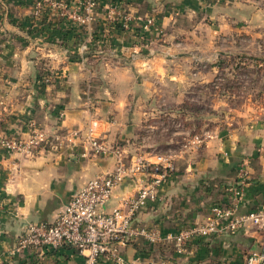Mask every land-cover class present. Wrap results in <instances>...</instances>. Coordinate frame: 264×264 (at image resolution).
<instances>
[{"label":"crops","instance_id":"0c3cea01","mask_svg":"<svg viewBox=\"0 0 264 264\" xmlns=\"http://www.w3.org/2000/svg\"><path fill=\"white\" fill-rule=\"evenodd\" d=\"M39 1L0 0V138L25 141L32 129L79 136L49 141L34 154L0 147V264H81L69 248L39 255L15 247L25 223H53L88 180L113 170L112 155L87 151L89 127L100 141L117 145L125 161L174 151L172 172L134 217L121 264H244L251 251H264V230L250 224L234 234L193 238L181 252L173 240L183 228L203 223L212 206H228L226 188L236 184L241 165L248 182L236 215L264 207V111L228 107L229 94L212 90L224 81L220 75L242 66L228 59L243 52L245 37L264 36V6L241 0H99L93 23L85 27L46 6L35 14ZM109 6L131 15L128 29L116 22L104 33ZM146 18L156 29L147 34L149 45L138 47ZM91 33V52L82 56L78 46ZM207 87L210 109L222 111H206L201 123V111L182 106ZM169 117L195 123L179 150L174 137L154 127ZM144 179L125 178L107 211L123 207Z\"/></svg>","mask_w":264,"mask_h":264},{"label":"built area","instance_id":"2783aa9c","mask_svg":"<svg viewBox=\"0 0 264 264\" xmlns=\"http://www.w3.org/2000/svg\"><path fill=\"white\" fill-rule=\"evenodd\" d=\"M241 1H252L259 6H264V0ZM73 2L70 4L67 0H41L35 5V14L41 12L46 6L57 10L63 20L77 26L88 27L93 23L99 0H73ZM116 22H119L124 29H128L132 17L117 6H109L103 21L104 33L108 31L109 25ZM141 29L142 32L137 35L138 47H147L149 45L147 34L156 29V23L153 19L146 18L142 22ZM103 39L104 37L102 42ZM92 40L91 33L84 42L79 44L80 55L91 52ZM58 117L62 118L63 113H59ZM70 136L76 138L79 132L48 135L43 131L32 129L25 141L1 137L0 147L11 152L34 154L48 147L49 141L55 143ZM83 141L88 148L87 151L94 156L112 155L115 158L113 170L88 180L70 197L53 223H25L15 249L43 255L69 248L82 257L81 264H104L105 262L121 264L120 250L132 242L131 225L134 217L145 208L148 202L155 199L158 188L172 172V154H155L152 157L135 155L125 161L122 150L117 145L110 146L96 138L93 127L86 130ZM140 175H143L145 179L141 180L135 193L124 201L123 207H115L107 211V205L114 190L124 179L136 180ZM247 179V174L241 165L238 169L236 184L226 188L228 206L214 205L210 208V216L203 223H195L180 230L173 238L176 252H181L183 246L193 238H209L219 233L234 234L246 224L258 230H264V207L247 214L236 215ZM244 264H264V251H251L245 258Z\"/></svg>","mask_w":264,"mask_h":264},{"label":"rangeland","instance_id":"374dc122","mask_svg":"<svg viewBox=\"0 0 264 264\" xmlns=\"http://www.w3.org/2000/svg\"><path fill=\"white\" fill-rule=\"evenodd\" d=\"M243 46V52L237 57L230 56L228 59L235 64L236 61L243 63L242 66L235 67L233 65V68L229 69L228 72H224V76L220 75V77H224V81L219 82L218 87H213L212 90L229 94L228 107L243 109L244 111H264V36L245 37ZM258 46L260 47L259 50L257 49ZM210 90L208 87L207 89L202 88L200 90L202 94H198L191 101V105L188 103L187 106L185 104L182 106L185 111H201L199 116L202 118L201 123L205 121L206 111H222L216 105H213L216 106V108H212L214 110L210 109L209 106L213 103L209 98ZM214 102L218 103L219 100L217 99ZM173 120L175 119L169 117L159 124L156 123L154 127L163 130L166 134L163 137H174L176 139L174 150H179L184 137L189 136L186 135L189 125L194 126L195 123L188 124L182 118ZM155 136H157L156 132L148 136V140H152ZM172 149H164L160 154H173Z\"/></svg>","mask_w":264,"mask_h":264},{"label":"water","instance_id":"95a60500","mask_svg":"<svg viewBox=\"0 0 264 264\" xmlns=\"http://www.w3.org/2000/svg\"><path fill=\"white\" fill-rule=\"evenodd\" d=\"M84 56H87V55H84Z\"/></svg>","mask_w":264,"mask_h":264}]
</instances>
